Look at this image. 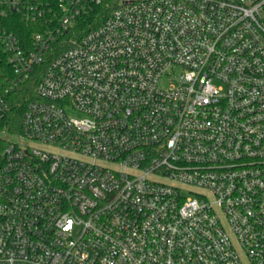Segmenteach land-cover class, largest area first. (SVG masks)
Listing matches in <instances>:
<instances>
[{"label":"built area","instance_id":"2783aa9c","mask_svg":"<svg viewBox=\"0 0 264 264\" xmlns=\"http://www.w3.org/2000/svg\"><path fill=\"white\" fill-rule=\"evenodd\" d=\"M0 264H264V0H0Z\"/></svg>","mask_w":264,"mask_h":264},{"label":"rangeland","instance_id":"374dc122","mask_svg":"<svg viewBox=\"0 0 264 264\" xmlns=\"http://www.w3.org/2000/svg\"><path fill=\"white\" fill-rule=\"evenodd\" d=\"M29 143H31V145H33V146H35L37 148H48V147H46L43 144L38 143V142H29Z\"/></svg>","mask_w":264,"mask_h":264},{"label":"trees","instance_id":"16d2710c","mask_svg":"<svg viewBox=\"0 0 264 264\" xmlns=\"http://www.w3.org/2000/svg\"><path fill=\"white\" fill-rule=\"evenodd\" d=\"M13 111L15 112V114H19V113L21 114V112L23 111V105H22V109L21 108L19 109L18 107L15 106Z\"/></svg>","mask_w":264,"mask_h":264}]
</instances>
